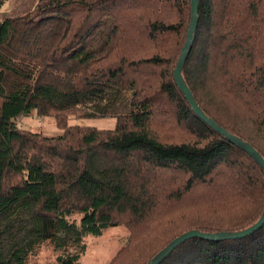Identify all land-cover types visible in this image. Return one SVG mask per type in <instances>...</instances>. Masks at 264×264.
<instances>
[{"label": "trees", "instance_id": "1", "mask_svg": "<svg viewBox=\"0 0 264 264\" xmlns=\"http://www.w3.org/2000/svg\"><path fill=\"white\" fill-rule=\"evenodd\" d=\"M197 8L183 81L207 118L264 160V0ZM3 13L0 264L121 225L132 262L153 252L146 264L184 232H240L260 218L263 170L203 124L172 79L188 0H38L30 13ZM124 94L127 111L113 114ZM33 113L62 134L19 130ZM67 113L113 116L114 129L62 124ZM55 259L78 264L75 254ZM161 264H264V226L242 240L188 239Z\"/></svg>", "mask_w": 264, "mask_h": 264}, {"label": "rangeland", "instance_id": "2", "mask_svg": "<svg viewBox=\"0 0 264 264\" xmlns=\"http://www.w3.org/2000/svg\"><path fill=\"white\" fill-rule=\"evenodd\" d=\"M38 0H7L1 8V12L5 14H27L32 12ZM189 7V0H188ZM129 95L124 94L117 98L116 106L111 110L113 114L123 113L127 111V103ZM111 113V114H112ZM68 114V115H67ZM61 115V123L68 121V125H81L88 127H96L99 130L114 129L115 117H75L69 113ZM102 115V113H99ZM16 125L19 130H24L30 133H40L42 136L50 138L62 134V130L58 128L57 121L53 117H41L36 114H31L28 117H21L16 120ZM153 130V129H152ZM158 131L157 129H155ZM81 215H71L67 219L74 222L78 226ZM129 230L123 225L111 227L104 230L101 235L95 237L87 233H83L80 244L74 245L68 242L64 248H56L49 242L39 243L26 258L25 264H58L57 256L77 255L78 264H112L117 258V254H121L119 264H141L142 261H147L148 257L153 253L141 250V259L132 262L131 253H133V243H129Z\"/></svg>", "mask_w": 264, "mask_h": 264}, {"label": "water", "instance_id": "3", "mask_svg": "<svg viewBox=\"0 0 264 264\" xmlns=\"http://www.w3.org/2000/svg\"><path fill=\"white\" fill-rule=\"evenodd\" d=\"M189 8H190V21L186 32V39L183 44V46L180 49V54L178 56V59L175 63V68L172 72V79L175 82V85L178 89V91L184 95L190 109L196 115L199 120L211 128L216 134L221 136L222 138L226 139L228 142H230L232 145H234L238 150H241L242 152H245L254 163H256L264 172V160L262 159L261 155L258 151L252 148L250 144L243 141L240 137H236L232 134H230L225 129H222L220 126L215 124L211 118H207L203 111L198 107L193 95H191V92L186 85L185 81H183L182 78V70L184 68V63L189 55V51L192 47L193 41H194V33L197 28V12H198V0H189ZM264 226V212L260 216V218L254 223V225L249 226L245 229H243L240 232H218V233H203L198 231H187L184 232V234L174 238L170 244L165 247L164 249L160 250L156 253L155 257H153L149 262L146 264H161L166 258L169 257L170 253L179 245L184 244V242L188 239L192 238H201L206 241H228V240H242V238L250 236L254 233H256L258 230H260Z\"/></svg>", "mask_w": 264, "mask_h": 264}]
</instances>
